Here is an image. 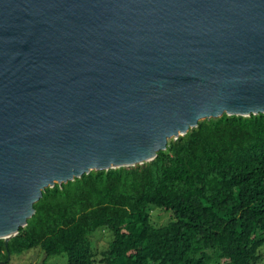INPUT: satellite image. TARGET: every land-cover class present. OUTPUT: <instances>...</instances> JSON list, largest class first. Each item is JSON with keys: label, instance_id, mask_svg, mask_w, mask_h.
<instances>
[{"label": "water", "instance_id": "obj_1", "mask_svg": "<svg viewBox=\"0 0 264 264\" xmlns=\"http://www.w3.org/2000/svg\"><path fill=\"white\" fill-rule=\"evenodd\" d=\"M264 114V0H0V239L46 188Z\"/></svg>", "mask_w": 264, "mask_h": 264}, {"label": "trees", "instance_id": "obj_2", "mask_svg": "<svg viewBox=\"0 0 264 264\" xmlns=\"http://www.w3.org/2000/svg\"><path fill=\"white\" fill-rule=\"evenodd\" d=\"M33 207L7 247L0 239V264L30 252L63 264H260L264 114L200 121L153 161L56 184Z\"/></svg>", "mask_w": 264, "mask_h": 264}, {"label": "rangeland", "instance_id": "obj_3", "mask_svg": "<svg viewBox=\"0 0 264 264\" xmlns=\"http://www.w3.org/2000/svg\"><path fill=\"white\" fill-rule=\"evenodd\" d=\"M151 217L153 218V221L158 224H165L167 222V217L164 216L162 212L154 211ZM10 264H63V260L56 258L44 259L41 252H30L13 259ZM260 264H264V262H261Z\"/></svg>", "mask_w": 264, "mask_h": 264}]
</instances>
